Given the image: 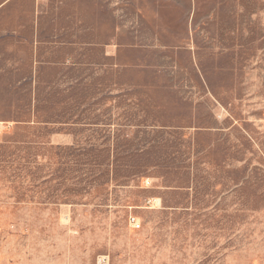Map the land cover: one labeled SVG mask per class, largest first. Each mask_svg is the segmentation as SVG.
I'll list each match as a JSON object with an SVG mask.
<instances>
[{"label":"rangeland","instance_id":"obj_1","mask_svg":"<svg viewBox=\"0 0 264 264\" xmlns=\"http://www.w3.org/2000/svg\"><path fill=\"white\" fill-rule=\"evenodd\" d=\"M0 264H264V0H0Z\"/></svg>","mask_w":264,"mask_h":264},{"label":"built area","instance_id":"obj_2","mask_svg":"<svg viewBox=\"0 0 264 264\" xmlns=\"http://www.w3.org/2000/svg\"><path fill=\"white\" fill-rule=\"evenodd\" d=\"M138 228H140V226L138 225Z\"/></svg>","mask_w":264,"mask_h":264}]
</instances>
